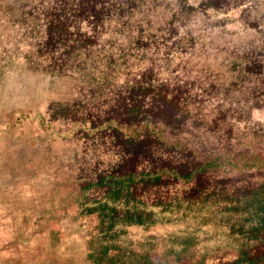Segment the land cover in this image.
Returning a JSON list of instances; mask_svg holds the SVG:
<instances>
[{
  "label": "trees",
  "instance_id": "16d2710c",
  "mask_svg": "<svg viewBox=\"0 0 264 264\" xmlns=\"http://www.w3.org/2000/svg\"><path fill=\"white\" fill-rule=\"evenodd\" d=\"M163 1L27 0L29 8L17 19L43 26L25 56L29 69L75 73L81 80L79 96L51 102V120L69 121L78 135L108 139L118 157L98 173L80 174L60 212L51 216L46 259L54 264H264V155L238 156L193 143L187 90L160 81L151 65L119 83L127 62L104 59L97 39L84 29L86 23L103 28L119 18L133 28ZM176 1L168 21L175 34V20L196 11L188 0ZM243 2L205 5L228 11ZM260 22L255 18L251 26ZM149 46L142 38L122 43L128 55ZM244 48L237 62L242 77L260 79L262 99L256 104L263 107L264 45L250 40ZM58 53L65 59L58 61ZM227 113L214 118L215 128ZM230 254L234 258L210 261Z\"/></svg>",
  "mask_w": 264,
  "mask_h": 264
},
{
  "label": "rangeland",
  "instance_id": "374dc122",
  "mask_svg": "<svg viewBox=\"0 0 264 264\" xmlns=\"http://www.w3.org/2000/svg\"><path fill=\"white\" fill-rule=\"evenodd\" d=\"M26 2L0 0V264H54L46 259L53 241L51 216L60 212L80 174L98 173L118 157L108 139L78 135L69 121L51 120V102L79 96L81 80L75 73L29 69L25 56L42 37L43 26L41 21L35 27L17 20L29 8ZM176 2L165 0L150 8L152 13L143 14L133 28L122 18L106 21L103 28L83 26L97 39L104 59L127 62L119 83L139 77L151 65L160 81L187 90L193 143L238 156L264 155V106L256 104L262 99L257 89L262 83L255 75L242 77L243 64L237 62L250 40L264 45V0H244L228 11L206 7V0H188L196 11L175 20V34L168 21ZM10 3L15 9L9 10ZM255 18L261 20L258 27L251 26ZM137 38L150 46L128 55L122 43ZM56 58L65 59L60 53ZM221 110L228 111L227 119L215 128Z\"/></svg>",
  "mask_w": 264,
  "mask_h": 264
},
{
  "label": "crops",
  "instance_id": "0c3cea01",
  "mask_svg": "<svg viewBox=\"0 0 264 264\" xmlns=\"http://www.w3.org/2000/svg\"><path fill=\"white\" fill-rule=\"evenodd\" d=\"M1 241H2V240L0 239V243H1Z\"/></svg>",
  "mask_w": 264,
  "mask_h": 264
}]
</instances>
